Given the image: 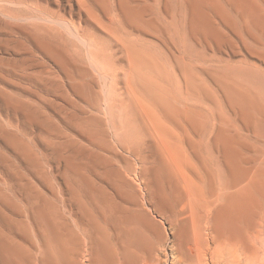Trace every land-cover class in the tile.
Masks as SVG:
<instances>
[{
  "label": "bare ground",
  "instance_id": "bare-ground-1",
  "mask_svg": "<svg viewBox=\"0 0 264 264\" xmlns=\"http://www.w3.org/2000/svg\"><path fill=\"white\" fill-rule=\"evenodd\" d=\"M153 2L65 0L63 22L88 44L85 56L39 28L50 89L63 97L66 82L69 101L81 103L66 183L89 241L39 198L31 220L0 210V264H264V72L247 57H219L200 73L181 49L185 35L193 48L221 51L228 29L264 44V0ZM152 32L173 39L174 66L149 49ZM247 50L264 63V48Z\"/></svg>",
  "mask_w": 264,
  "mask_h": 264
},
{
  "label": "rangeland",
  "instance_id": "rangeland-1",
  "mask_svg": "<svg viewBox=\"0 0 264 264\" xmlns=\"http://www.w3.org/2000/svg\"><path fill=\"white\" fill-rule=\"evenodd\" d=\"M134 4L137 8L146 7V4L158 8V2L153 0H135ZM63 8H66V12L62 11ZM49 11L63 15L61 19L53 16L54 20H60V22L57 20L60 26L51 21L49 15L52 13L49 14ZM69 12L70 8L65 5V0H0V197L5 195L6 200L16 203L14 206L16 208L12 206L13 210L12 207L6 208L2 201L5 198L2 197L0 200L2 199L3 204L0 203V206L3 208L0 207V210L9 215L16 213L14 211L16 209L18 216L14 219L31 220L34 209L39 204L38 199L41 198L46 203L56 206L64 221L70 222L72 233L78 239L88 242L89 239L85 237L82 227L78 224V211L71 201L66 183L69 176L67 163L74 157L68 143L78 140L77 134L71 129L70 116L78 112L81 103L69 101L68 95L74 97L69 89H66L65 80L63 83L65 90L61 91H65L67 95L63 92L61 97L50 89L53 82L49 70H53V62L50 54L41 50L36 43L43 38L41 30L45 28L50 31L46 37L47 40L50 38L48 41L63 39L65 44L72 47L73 53L81 54L83 49L84 53L81 55L85 56L88 44L85 46L78 44L75 32L68 26L70 24L63 22L71 19ZM95 14L99 16L95 17L102 18L100 10ZM154 18L153 13L146 15V19L150 21ZM73 19L79 21L81 29L84 28V19L81 18L80 21L78 16ZM65 30H70L71 35ZM152 33L147 39L153 46L148 48L152 53L165 57L167 61L162 58V63L174 66L172 56L178 55V52L173 45V39H169V35L161 32ZM223 36L229 44L221 51L216 48L204 50L199 43L193 48L185 35L182 38L181 49L183 48L188 57L196 61L200 73H211L216 67V58L219 57L229 61L247 57L250 61L256 62L264 72V63H259L247 50V47L264 48V44H256L248 38L242 42L229 29ZM45 70H48L47 75ZM201 78L208 80L206 75ZM45 83L48 86L42 85ZM10 101L17 104L18 109H15L16 106L14 107ZM101 107L105 108L103 104ZM29 111H33L36 121L31 122L33 118L27 119L28 113L31 114ZM17 142L25 144L32 157L27 156ZM195 162L193 159L192 163ZM62 229L65 231V227Z\"/></svg>",
  "mask_w": 264,
  "mask_h": 264
}]
</instances>
